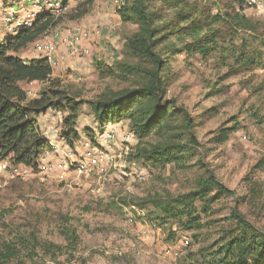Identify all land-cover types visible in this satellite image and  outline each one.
Here are the masks:
<instances>
[{"label": "rangeland", "instance_id": "rangeland-1", "mask_svg": "<svg viewBox=\"0 0 264 264\" xmlns=\"http://www.w3.org/2000/svg\"><path fill=\"white\" fill-rule=\"evenodd\" d=\"M188 1L200 4L205 0ZM81 2L67 0L64 11L54 17L55 24L44 32L58 45L51 78L58 80L69 96L84 102L145 83L148 75L135 68L145 69L150 64L124 49L125 39L136 25L122 21L117 14L123 0H94L91 6H84L87 13L77 17ZM153 7L156 9L160 4L154 2ZM244 13L253 21H264L250 9H244ZM160 14L156 24L164 25L173 11L162 9ZM76 28L81 33L80 40L73 48H64L67 30ZM164 30L167 34L172 29ZM40 37L44 35L35 41ZM239 38L261 53L260 64L245 73H230V68L236 67L233 58L224 61L218 52L206 58L186 53L176 35H168L163 44L169 47L163 52L169 57L162 74L163 100H175L176 106L185 108L195 122L192 129L197 140L192 145L195 155L185 159V168L137 158L136 136L133 134L129 142L123 140L126 132H132L128 120L108 119L100 124L86 103L76 123L79 139L68 145L60 136L64 113L49 109L46 113L55 118L56 135L46 141L48 146L38 158L36 168L26 167L24 173L20 170V174H6L0 180V243L16 241L22 234L26 237L36 234L38 239L65 245L60 229L68 227L75 229L77 244L56 260L44 257L37 248V263L188 264V253L198 246L190 232L169 219L161 225L159 220L150 224L148 218L152 216L147 212L152 207L142 208L137 203L151 195L186 193L209 168L233 195H224L212 204V218L218 222L209 231H202L203 234L215 238L221 226H226L235 205L249 221L264 230V171L254 168L264 154V124L256 126L249 114L250 110L264 113V38L247 32H241ZM35 41L17 55L34 58ZM48 85L49 81L20 82L28 99L37 97ZM168 121L172 129L168 138L172 142H186L191 134L183 127L182 115L176 112ZM235 121L240 126L230 132L226 141L217 143L215 136L219 129L232 126ZM114 126L119 128V134L113 141H105L100 132ZM166 136L153 130L141 142L143 147H149ZM84 140L93 142L96 155L112 156L113 161H94L95 157L90 155L86 157L84 170L78 172L75 157L84 155ZM70 146L73 156L68 158ZM254 182L258 185L251 189Z\"/></svg>", "mask_w": 264, "mask_h": 264}, {"label": "trees", "instance_id": "trees-1", "mask_svg": "<svg viewBox=\"0 0 264 264\" xmlns=\"http://www.w3.org/2000/svg\"><path fill=\"white\" fill-rule=\"evenodd\" d=\"M93 1L83 0L76 16L87 13V7ZM154 2H158L160 7L154 9ZM162 9L173 11V16L168 23L157 25L155 19L161 17ZM117 14L122 21L136 25L135 31L125 39L124 49L127 54L150 64L145 69L133 67L137 71H144L148 75L147 81L137 88L104 93L95 100L84 102L69 96L60 88V82L51 78L52 68L45 58H31L24 62L17 55L55 24L54 17L48 13L41 15L31 29L20 30L5 46H0L1 157L9 155L11 163L35 169L38 158L48 146L37 125V118L49 109L65 114L60 136L66 144L73 145L79 139L77 118L86 103L100 124L115 118L128 120L130 129L138 139L135 145L137 158L162 166L172 164L185 168V159L195 155L192 150L193 143H197L192 130L195 122L185 108L176 106L175 100H163L165 89L162 74L169 61V57L163 55L169 47L163 44L168 35H176L181 49L188 54L206 58L218 52L224 61L232 57L236 67L230 68V73L248 72L261 62V53L239 38L241 32L264 38V21H253L246 16L243 0H205L200 4L188 0H123ZM168 27L172 30L166 34L164 29ZM237 39L241 41L238 44L235 42ZM184 40L187 41L182 42ZM32 80L49 81V85L37 97L28 99L20 82ZM176 112L182 115L183 127L189 136L191 134L186 142H172L168 138L172 132L168 119ZM249 114L256 126L264 124V113L250 110ZM239 126V122L235 121L232 126L220 128L215 141H226L230 132ZM153 130L160 135L164 132L167 136L161 142L143 147L141 140ZM254 168L264 171V154ZM205 174L197 178L193 188L186 193L176 196L151 195L137 205L152 207L147 212L152 216L148 218L150 224L159 220L158 224L161 225L169 219L179 228L190 232L198 246L188 253V264H264V230L249 221L236 205L231 208L226 226H221L215 238L203 234L202 231H209L218 222L212 218V204L224 195H233L210 168ZM257 185L258 182H254L251 189H256ZM60 235L67 244L41 240L36 234L27 237L22 234L16 241H2L0 264H40L36 261L39 256L37 248L44 257L56 260L78 242L73 228H61Z\"/></svg>", "mask_w": 264, "mask_h": 264}, {"label": "built area", "instance_id": "built-area-1", "mask_svg": "<svg viewBox=\"0 0 264 264\" xmlns=\"http://www.w3.org/2000/svg\"><path fill=\"white\" fill-rule=\"evenodd\" d=\"M16 4L17 5H14V3L0 0V46H5L11 37L15 36L20 30L31 29L35 22L44 13H48L52 17H57V15L61 14L66 7L64 0H18ZM243 7L244 9H250L254 14L264 20V0H243ZM42 35H44V38L40 37L37 41H35L33 53H35L34 55L36 57L45 58L53 69L57 63L56 56L58 53V45L56 42L50 41L47 38L46 33ZM58 36L59 33L55 32V37ZM80 37L81 33L78 28L67 30L62 42L63 47L66 49L73 48L80 40ZM23 61L25 62L27 60ZM30 82L35 83L41 81L32 80ZM100 133H102L105 141H113L119 134V128L114 126L108 130H102ZM132 137L133 132L128 131L123 136V140L125 142H129ZM72 147H68L69 152L72 151L70 149ZM82 147L84 155L81 157H75V167L78 172H82L84 170L86 157L90 155L95 157L94 161L102 159L113 161L112 156L103 153L96 155L93 149V142L89 140H84ZM69 152L67 157L71 158L73 153ZM9 158V155L3 157L0 156V180L6 174L16 175L20 174V170L24 173L27 169L26 166L11 163ZM113 166H115V164H113Z\"/></svg>", "mask_w": 264, "mask_h": 264}, {"label": "crops", "instance_id": "crops-1", "mask_svg": "<svg viewBox=\"0 0 264 264\" xmlns=\"http://www.w3.org/2000/svg\"><path fill=\"white\" fill-rule=\"evenodd\" d=\"M2 1L9 2V3H14V2H17L18 0H2ZM20 58L23 59V60H27V59H30V58H33V57H29V56H26V54H24ZM34 58H39V57L35 56ZM37 125L40 128V130L42 131V133L44 134V136H45L47 141H50L49 139H51V137L56 135L55 118L49 116L48 113L42 114V115H40L37 118Z\"/></svg>", "mask_w": 264, "mask_h": 264}]
</instances>
